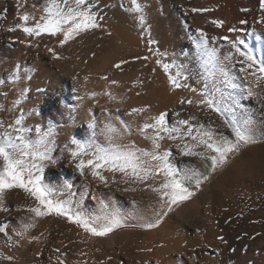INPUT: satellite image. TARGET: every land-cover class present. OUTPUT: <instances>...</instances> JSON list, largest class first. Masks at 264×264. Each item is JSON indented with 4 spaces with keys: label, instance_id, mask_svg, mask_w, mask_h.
Listing matches in <instances>:
<instances>
[{
    "label": "bare ground",
    "instance_id": "bare-ground-1",
    "mask_svg": "<svg viewBox=\"0 0 264 264\" xmlns=\"http://www.w3.org/2000/svg\"><path fill=\"white\" fill-rule=\"evenodd\" d=\"M199 1L0 0V264H264V0Z\"/></svg>",
    "mask_w": 264,
    "mask_h": 264
},
{
    "label": "rangeland",
    "instance_id": "rangeland-1",
    "mask_svg": "<svg viewBox=\"0 0 264 264\" xmlns=\"http://www.w3.org/2000/svg\"><path fill=\"white\" fill-rule=\"evenodd\" d=\"M149 1L150 0H146V1L143 0V2H145V3L149 2ZM155 1L156 2H160V1L166 2L167 1L166 3L169 4V6L175 5L174 7L177 8V10H179L182 13L184 12L183 14H186V15L187 14L194 15L196 13L197 14H202V13L206 14V12H209V10H210L208 8H205L206 11L204 8L200 9V7H198V1L199 0H182V1L181 0H155ZM177 1H178L179 5L177 4ZM192 13H194V14H192ZM226 131H230V128L226 127ZM260 143H262V142H258V141L246 142V141H243L242 139L237 137L236 140L233 142V146H232L231 150H229L230 153H229L228 157L226 158L225 162L221 163L219 166L218 165L216 166V164H213L214 173H216L218 169L219 170L225 169L227 167V165L230 166V164L232 165V163L237 162L252 146H254L255 144L256 145L260 144ZM24 164L25 163H22V165H24ZM26 176H27V169H26V167H24V171H22L17 176H14V173L10 172L7 175V177L0 178V184L6 182V180H7V186L14 187V188H24V179H26ZM34 196L48 210H52L53 215H55L54 210L52 209V203L50 201V196L47 192H45L41 189H37ZM62 218L66 219L67 217L62 215ZM242 218H243L242 216L239 217L238 226H240L242 224V222L240 221V220H243ZM242 226H243V224H242ZM244 226H245V224H244ZM86 230H87V234L91 235V237H98V235H99V233L97 231H95L93 229V227H91V226H88ZM246 234L247 233L242 232L240 235V238H243Z\"/></svg>",
    "mask_w": 264,
    "mask_h": 264
}]
</instances>
